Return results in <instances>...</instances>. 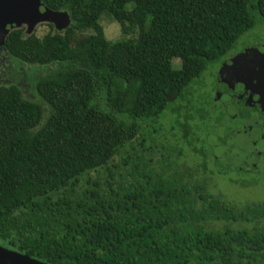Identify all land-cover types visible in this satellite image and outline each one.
Here are the masks:
<instances>
[{"label": "trees", "instance_id": "16d2710c", "mask_svg": "<svg viewBox=\"0 0 264 264\" xmlns=\"http://www.w3.org/2000/svg\"><path fill=\"white\" fill-rule=\"evenodd\" d=\"M41 2L71 24L49 23L43 37L14 29L4 44L21 65L47 69L33 88L48 113L0 85V245L48 264H264V202L236 206L208 190L214 173L238 170L229 134L215 136L211 158L214 144L192 132L202 160L182 172L140 156L129 177L111 168L142 122L194 112L204 74L264 22V0ZM104 15L137 35L109 40Z\"/></svg>", "mask_w": 264, "mask_h": 264}, {"label": "rangeland", "instance_id": "374dc122", "mask_svg": "<svg viewBox=\"0 0 264 264\" xmlns=\"http://www.w3.org/2000/svg\"><path fill=\"white\" fill-rule=\"evenodd\" d=\"M101 23L104 27L106 37L109 40L117 41L124 38L127 39L133 36L135 37L137 35L136 33L124 35L120 25L107 15L103 16ZM48 24L49 23L38 24L33 34H36L38 37H43L44 34L50 30ZM22 28L25 29V27ZM87 33L89 32L73 38L71 44L77 45L78 43L84 41ZM261 37L264 38V22L243 35L238 44L244 45L248 42H254L256 39ZM6 64L9 66L11 65L9 69L11 72L7 78L0 77V85L10 83L18 85L25 98L38 102L44 108V117H46L48 113V106L38 97L33 86L35 80L39 79L43 75H46L47 69L39 66L21 65V63L18 62ZM178 64L179 60H176L175 65ZM215 66L216 65H212L208 69L214 76L216 71L214 72L212 67ZM205 75L206 74H204L203 78ZM213 77L209 80L210 83H212L213 86L219 85L217 76ZM204 79L207 80L208 78L205 77ZM202 89L203 85H199V91L195 94L197 106L194 108V112L188 110L186 107H182L180 113L167 111L165 117L157 123H153L152 127H149L148 123H141L142 131L139 138L135 140L133 144H130L127 148H125L119 155H116L111 161V168L117 179L120 180L121 174L124 175V177H129L128 172L133 168V161L137 160L138 156L142 157L143 162L148 163L155 171H159L164 163H175V165L179 166L181 172L188 167H197L202 160L200 154L197 152V149L201 148L202 142L194 140L191 137L192 132H196L198 134L197 137H199L200 140H202L204 138L203 135L206 134L207 141L214 144V151H211V147H209L210 153L212 154L211 158H218L219 150L217 147L220 144L212 133H209V131H214L211 128H208L205 133L203 130L204 123L207 121L209 124L207 120V109H210L211 107L210 100L208 99L207 101L204 97ZM184 104L185 103H183V105ZM188 113L190 117L186 120ZM212 123H214V121H212ZM186 127H188L187 130L190 129V134L189 132H186ZM235 140L238 144L243 146L248 147L249 145V141L244 136H237ZM135 163L138 162L136 161ZM213 166V163L209 162L208 167L212 169ZM198 170L199 169L197 168L194 172L203 177L204 173ZM240 172L236 170L228 174H219L218 172L214 173L208 179V190L211 193L232 202L236 206L252 201L264 202V177L259 178L256 176V179L258 180L257 185L243 187L240 182H236V180L251 181L253 178L248 176L245 177L241 175Z\"/></svg>", "mask_w": 264, "mask_h": 264}, {"label": "flooded vegetation", "instance_id": "af4514ba", "mask_svg": "<svg viewBox=\"0 0 264 264\" xmlns=\"http://www.w3.org/2000/svg\"><path fill=\"white\" fill-rule=\"evenodd\" d=\"M13 62L17 63L4 46L0 47V77H8L11 65L6 63ZM215 65V76L208 70L202 89L210 100L207 120L214 132L209 133L214 137L229 134L231 145L239 151L235 162L240 174H264V38L238 44ZM213 76H217L219 85L210 83ZM237 136L246 137L248 147L238 144Z\"/></svg>", "mask_w": 264, "mask_h": 264}, {"label": "water", "instance_id": "95a60500", "mask_svg": "<svg viewBox=\"0 0 264 264\" xmlns=\"http://www.w3.org/2000/svg\"><path fill=\"white\" fill-rule=\"evenodd\" d=\"M40 23H51L63 31L71 24V17L68 11L53 10L41 0H0V47L12 30L25 27V32L31 35ZM0 264L48 263L0 245Z\"/></svg>", "mask_w": 264, "mask_h": 264}]
</instances>
